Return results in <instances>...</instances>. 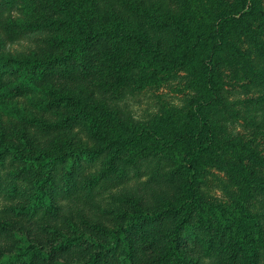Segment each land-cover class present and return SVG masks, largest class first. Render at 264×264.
I'll return each mask as SVG.
<instances>
[{"label": "rangeland", "instance_id": "374dc122", "mask_svg": "<svg viewBox=\"0 0 264 264\" xmlns=\"http://www.w3.org/2000/svg\"><path fill=\"white\" fill-rule=\"evenodd\" d=\"M50 1L0 0V55L42 53L56 37L63 38V45L55 53L67 48L75 32L71 28L45 25L18 36L21 23H48L47 17L53 16ZM82 1L83 11L91 4L95 13L99 5L128 14V0ZM199 1L194 0L186 13L178 0H147L149 10H178L192 28H200L199 34L208 30L213 35L189 61L169 67L165 80L157 84L136 89L140 72L128 67L134 51L128 39L100 41L99 52L86 66L79 57L67 66H51L43 79L18 96L7 93L9 81L0 83V264L11 256H17L16 264H246L244 255L231 262L226 241L219 240L222 235L195 218L177 227L179 215L171 205L179 203L185 185L182 166L193 151L190 146L153 147L133 158L126 151L115 159L109 150L102 149L98 157L81 150L104 144L96 141L91 118L100 123L107 139L117 142L161 115H184L204 98L217 140L248 142L256 149L251 162L264 169V48L257 50L248 37L229 31L231 26L216 31L218 21L229 13L223 0ZM160 12L145 17L149 13L134 11V17L151 23ZM249 12L250 32L264 46V0H256ZM128 20L122 18L126 31ZM146 28L144 38L168 48L175 44L172 29ZM229 43L241 54L233 55ZM67 93L76 103L57 105V98ZM177 126H165L164 134L173 139ZM32 143L60 159L42 167L38 160L21 158L18 153ZM8 144L18 150L4 149ZM175 148L178 161L173 158ZM198 161L205 167L201 199L230 205L238 194L234 171L213 155L201 154ZM245 203L264 228V192L256 190ZM166 206L171 212L163 214ZM65 242L72 245L63 249ZM250 264H264V233Z\"/></svg>", "mask_w": 264, "mask_h": 264}, {"label": "trees", "instance_id": "16d2710c", "mask_svg": "<svg viewBox=\"0 0 264 264\" xmlns=\"http://www.w3.org/2000/svg\"><path fill=\"white\" fill-rule=\"evenodd\" d=\"M178 1L185 9L184 12L191 11L187 8L194 0ZM50 2L53 16L47 17L48 23L37 21L21 23L18 36L22 37L25 33L37 32L45 25L55 26L54 28H71L75 32L68 38L70 43L67 48L60 53H55V51L63 45V38L56 37L49 44L50 50L42 53L34 51L21 57L0 55V83L5 80L11 83L7 90L9 95L18 96L29 85L43 79L47 69L51 66L57 64L67 66V63L75 57H79L86 66L87 62H90V56L99 52V42L104 39L117 41L128 39V44L134 49L132 60L128 59V67L139 70L136 89H140L142 86L164 81L163 73H166L169 67L174 64L182 65L189 61L194 56V52L202 45L208 44L213 37L208 30H202L205 33L199 34L200 28L196 25L192 28L186 22L183 14L181 16L177 14L178 10L160 6L149 10L147 0H128V14L99 5L96 6L98 13H95L91 4H87L88 9L83 11L82 0H51ZM222 3L228 7L229 13L218 21L216 31L220 33L225 27L231 26L229 31L245 35L249 38L252 46L257 50H262L263 42H260L257 34L250 32L248 24V17L252 15L249 10L255 7L256 0H233L231 2L223 0ZM159 9H162L160 18H152L151 23H147L143 18L134 17V11L149 13V16L145 17H151V12ZM198 11L195 10V12ZM123 17L130 18L128 31L122 25ZM236 25L241 28L236 30ZM146 27L151 29L157 27L160 30L172 29L175 34L173 41L175 44H170L171 46L168 48L165 43L161 46V43L156 44L151 38H144L143 35L147 36L148 33ZM218 44L219 41L215 47ZM229 45L233 55L241 54L239 47L232 43ZM173 49L177 52L175 56L171 54ZM69 69H72L71 66ZM207 101V99L200 98L193 109L188 110L184 115L164 114L150 124H141L137 129L131 131L129 138L117 142L107 139L100 123L91 118L95 139L99 142L104 141V144L102 148H81V150L88 151L89 157H95L96 154L99 156L102 149L109 150L111 159H115L126 151L133 158L140 152L153 147L163 146L166 150H173L174 147L179 148V145L190 146L193 151L186 158V165L182 166L185 185L179 203L171 205L174 213L179 215L177 227L186 226L191 219L195 218L200 226L207 230H215L219 235H222L223 238L220 237L219 240L223 244V239L226 241L224 249L229 253L231 262L240 255H244L246 264H250L257 255L264 228L256 218V214L250 212L245 201L256 190L264 192V169H260L251 162V157L255 155L254 150L256 149L248 142L238 145L235 142L224 143L217 140V131L203 107ZM56 102L57 105L60 103L70 105L75 104L76 100L71 93H67L58 97ZM174 122L177 123L178 130L173 139H169L164 134L163 128ZM12 148L18 150L16 146L10 144L4 147L8 150ZM176 148V155L173 158L178 161V149ZM24 150L27 151L18 153L21 158L35 160L33 163L38 160L37 163L42 167H47V164L60 159L58 156L46 155L44 151H39L46 150L41 144L32 143L29 149L25 147ZM1 154L2 152H0ZM201 154L213 155L221 159V162L224 163L222 167L227 165L234 171L238 194L234 196L230 205L201 199L199 188L201 175L205 171V167L200 165L203 163L202 160H200V164L198 161ZM43 159L44 162H40ZM170 212L169 206H166L162 211L163 214ZM210 241H213V238H210ZM70 245L72 242H65L63 249ZM16 259L17 256H11L6 263L16 264ZM179 259L180 256H177L176 263L179 262Z\"/></svg>", "mask_w": 264, "mask_h": 264}]
</instances>
